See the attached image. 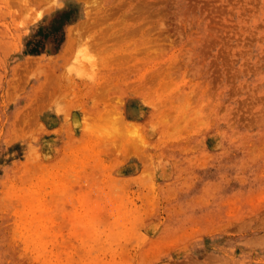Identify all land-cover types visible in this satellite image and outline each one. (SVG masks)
Wrapping results in <instances>:
<instances>
[{"label": "rangeland", "instance_id": "obj_1", "mask_svg": "<svg viewBox=\"0 0 264 264\" xmlns=\"http://www.w3.org/2000/svg\"><path fill=\"white\" fill-rule=\"evenodd\" d=\"M115 49L110 113L70 128ZM41 61L66 88L32 112ZM0 264H264V0H0Z\"/></svg>", "mask_w": 264, "mask_h": 264}, {"label": "bare ground", "instance_id": "obj_2", "mask_svg": "<svg viewBox=\"0 0 264 264\" xmlns=\"http://www.w3.org/2000/svg\"><path fill=\"white\" fill-rule=\"evenodd\" d=\"M43 1V0H42ZM93 2V1H92ZM105 2V1H104ZM29 3V2H28ZM12 4H13V2H12ZM27 4V3H26ZM99 6H100V4H99ZM102 6V5H101ZM100 11V10H99ZM103 12V11H102ZM101 12V13H102ZM97 16V15H96ZM99 17V16H98ZM103 18V17H102ZM123 18V17H122ZM131 18V17H130ZM129 18V19H130ZM85 20H86V18H84ZM105 19V18H104ZM103 19V20H104ZM125 19V18H124ZM125 20H127V19H125ZM86 22H89L88 20L86 21ZM120 22V21H119ZM115 23V24H119L120 25V23H121V26H122V24H124V23H126V22H124V20H123V22L124 23H122V22H120V23ZM101 23V22H100ZM99 24V23H98ZM126 25V24H125ZM124 25V26H125ZM88 26V25H87ZM91 26V25H90ZM89 26V27H90ZM121 26H118V27H121ZM81 27V26H80ZM118 27H117V29H116V26H115V29L117 30L116 32L118 33V31H119V29H118ZM112 28V27H111ZM128 28V27H127ZM138 28H140V27H138ZM76 29V28H75ZM79 29H81V28H79ZM115 29L113 30V31H115ZM121 29H122V27L120 28V31H121ZM123 29H124V27H123ZM73 30V29H72ZM129 30V29H128ZM127 30V31H128ZM131 30H133V28L131 29ZM139 30V29H138ZM141 30V29H140ZM70 31V30H69ZM81 31V30H80ZM130 31V30H129ZM128 31V32H129ZM135 31V30H134ZM82 32V31H81ZM116 32H114V33H116ZM126 32V31H125ZM137 32V31H136ZM131 33V32H130ZM99 34V33H98ZM97 34V35H98ZM101 34L102 33H100V36H101ZM126 34H127V32H126ZM126 34H124V35H126ZM132 35L134 34V33H131ZM75 35H76V31H70L69 32V40H68V44L69 45H67L68 47H67V49L68 50H71L72 51V48H73V45H74V42H75V40H76V37H75ZM96 35V34H95ZM104 35H106V34H104ZM103 34H102V36H104ZM112 36H113V33L111 34ZM120 35H122V34H120ZM130 35V34H129ZM131 35V36H132ZM77 36H78V34H77ZM101 36V37H102ZM107 36H108V34H107ZM114 36H115V34H114ZM117 36V35H116ZM115 36V37H116ZM118 36H119V33H118ZM117 36V37H118ZM131 36L129 37H126V38H130V39H132L131 38ZM134 36V35H133ZM132 36V37H133ZM97 37V36H96ZM104 37H106V36H104ZM125 36H123V38H124ZM87 38V37H86ZM100 38V37H99ZM112 37H110V39H111ZM121 38L122 37H120V41H118V39L119 38H114L115 39V41H118L119 43L120 42H122L123 43V40L125 39H123L122 38V41H121ZM78 39V38H77ZM104 39H106V38H104ZM109 39V40H110ZM109 40H105V41H109ZM127 40V39H126ZM134 40V39H133ZM133 40H131L132 41V43L134 42ZM104 40H103V38H101L100 40H99V42H97L95 39H92V41H90V44H92V45H101L102 44V42H103ZM129 41V40H128ZM131 41H130V43H131ZM89 42V41H88ZM110 43H112V42H110ZM135 43V42H134ZM76 44V43H75ZM89 44V45H90ZM115 44H117L116 42H115ZM125 44H126V42H125ZM118 45H120V44H118ZM127 45V44H126ZM136 45V44H135ZM72 46V47H71ZM85 46V45H84ZM97 46H95V47H97ZM115 46V45H114ZM113 46V48H115ZM130 46V45H129ZM128 46V47H129ZM103 47V46H102ZM105 47V46H104ZM117 47V46H116ZM127 47V48H128ZM98 48V47H97ZM100 48V47H99ZM117 48H120V47H117ZM105 49H106V47H105ZM112 49V48H111ZM125 49V48H124ZM135 49V48H134ZM136 49H138V48H136ZM107 50V49H106ZM112 50H114V49H112ZM116 51L113 53H110V54H108L107 56H105V57H103L102 58V60H101V63L99 64L100 65V67H99V70L101 71H99L98 73H97V75L94 77V78H92V80L91 81H89V83L88 84H86L85 86L87 87V90H84V92H85V94H87L86 96L87 97H89V99L88 100H85V101H82V99H80V100H77V98H78V96L76 97V103L78 102L79 104V106H76L75 108H74V106H73V111L75 110V112L76 113H78V114H80L79 116H81L80 118H82V119H80V122L79 123H74V122H72V126H70V128H75V126L76 127H82V128H84V130H86V129H94L93 127L94 126H96L97 125V123H99V122H101V120L99 119L100 118V116L101 115H106V117H103V119H105V118H107V115L110 113V109H112V108H110L109 106H110V100H111V97L112 96H114V95H116L119 91L117 90V89H119V88H122L123 87V85H124V82H125V78H126V74H122V73H124L123 71L126 69V68H128V67H125V69H124V64H123V60H122V58L124 57V56H122V53L120 52V50L119 51H117V49H115ZM127 50V49H126ZM132 50V49H131ZM124 51V50H123ZM68 52V51H67ZM106 52V51H105ZM126 52H128V51H126ZM132 52V51H131ZM136 52V51H135ZM138 52V51H137ZM100 53H102V52H100ZM124 53V52H123ZM69 54V53H68ZM127 54V53H126ZM133 54V53H132ZM124 55V54H123ZM126 56V55H125ZM134 56H136V54L134 55ZM130 58V55H127L126 57H124V60L125 61H128V58ZM125 58H127V59H125ZM132 58V57H131ZM130 58V59H131ZM134 58H136V57H134ZM134 58H132V59H134ZM52 59V58H51ZM129 59V60H130ZM148 60V59H147ZM131 61V60H130ZM29 62H33L32 60L31 61H29ZM28 62V63H29ZM145 62V61H144ZM39 63H41V65L39 66V69H41V71L42 72H44V76H47V81H46V84H45V87H44V89L41 91V93L39 92V96L41 97V100H40V97L38 96L37 97V100H38V98H39V102L37 101V103L39 104H35L36 106H30L31 108H30V110H32V107H33V110H32V112L34 111L35 112V108L34 107H36L38 110H40V109H42L44 106H45V104H44V102L47 100V97L48 98H51V96H53V94L56 92V90L58 89V88H66L65 87V84H64V82L63 83H61V74L59 75V74H56L55 73V71H53L52 69H50L51 71H48L47 69L45 70L44 68H47V67H42L43 66V61H41V62H39ZM125 63V62H124ZM127 63V62H126ZM129 63V62H128ZM146 63V62H145ZM144 63V64H145ZM30 64V63H29ZM143 64V65H144ZM130 66V65H129ZM136 67V66H135ZM38 68V67H37ZM39 69H37L38 70V72L40 71ZM133 70V69H132ZM95 71H97L96 69H95ZM134 72V71H133ZM34 74V73H33ZM146 75V74H145ZM161 75V74H160ZM148 76V77H147ZM147 78H148V82H154V80H156V77H158L159 76V72L158 73H156V74H154V76L153 75H148L147 74ZM145 77V76H144ZM50 78H51V80L52 81H54L55 80V83L53 84L54 85V87L52 88L51 87V85H49V83L47 84V82H51V80H50ZM146 78V79H147ZM67 79V78H66ZM149 79H151V81H149ZM128 83V82H127ZM133 83V82H132ZM149 84V83H148ZM125 86V85H124ZM127 86V85H126ZM137 86V85H136ZM128 87V86H127ZM116 88V91H114V89ZM70 89H73V90H76L77 89V86L75 85V86H73V85H70ZM84 89V88H83ZM160 89V88H159ZM60 90V89H59ZM137 90V89H136ZM61 91V90H60ZM59 91V92H60ZM69 91H71L72 92V90H69ZM83 91V90H82ZM154 91V90H153ZM75 92V91H74ZM156 92V91H155ZM76 93V92H75ZM133 93V92H132ZM38 94V93H37ZM84 94V95H85ZM48 95V96H47ZM74 96H75V94H74ZM81 96V95H80ZM56 97V96H55ZM46 99V100H45ZM52 99H55V98H52ZM75 100V99H74ZM165 100V99H164ZM163 100V101H164ZM36 100H34L33 102H35ZM56 101V99L54 100V102ZM60 101V100H59ZM41 102H43V104L42 105H40L41 104ZM54 102H52L51 101V103H54ZM58 102V101H57ZM74 102V101H73ZM160 102V101H159ZM89 103V105H85V104H88ZM186 103V102H185ZM32 105V104H31ZM71 105H73L72 103H71ZM74 105H75V103H74ZM157 106V105H156ZM112 107V106H111ZM165 108V107H164ZM72 109H70V110H72ZM114 113V112H113ZM168 113V112H167ZM180 114V113H179ZM20 117V116H19ZM109 118V117H108ZM23 119V118H22ZM26 119V118H25ZM24 119V120H25ZM18 120H19V118H18ZM18 120H17V122H18ZM27 120V119H26ZM81 120H82V124H80L81 123ZM123 121H124V119H122ZM104 121V120H103ZM102 121V122H103ZM114 121V120H113ZM119 121H120V119H119ZM16 122V123H17ZM21 123H24L23 121H20ZM77 122V121H76ZM123 123V122H122ZM125 123H127V122H125ZM125 123H123L122 125H126ZM170 123V122H169ZM27 123H25V125H26ZM121 124V123H120ZM102 125V124H101ZM98 127V126H97ZM90 129V130H91ZM97 129H99V128H97ZM71 130V129H70ZM89 130V131H90ZM105 131H101V129H99V130H97L96 132H94L95 133V135H93V137H90L89 138V140L87 141V139L83 142V144H85L86 145V148L90 151V153L92 154V153H94L95 154V158L96 157H98V155L99 154H104L105 153V149H107V148H109V147H102L101 148V145H99V142H98V140L100 139V137H101V135H102V133H104ZM93 134V133H92ZM69 135V134H68ZM73 137V136H72ZM91 139L94 141V145L93 144H91L90 143V141H91ZM132 139V138H131ZM136 139V138H135ZM126 141V140H125ZM125 141H122V143L120 142V144H122L123 146H124V148H129V145H127V144H129V143H131V141L129 140V141H127L128 143L126 144L125 143ZM134 141V140H133ZM138 141V140H137ZM141 141V140H140ZM103 142V141H102ZM124 142V143H123ZM106 143V142H105ZM105 143H103L104 144V146H105ZM111 143V142H110ZM134 143V142H133ZM143 143V142H142ZM109 144V143H108ZM135 144V143H134ZM138 144V143H137ZM107 145V144H106ZM136 145V144H135ZM139 145V144H138ZM112 146V145H111ZM121 146V145H120ZM128 146V147H127ZM112 148V147H111ZM121 148V147H120ZM131 148H132V146H131ZM142 147H140V149H141ZM128 150H130V149H128ZM132 150H134V147L132 148ZM144 150V149H143ZM142 151V150H141ZM116 152L117 151H115V152H111V155H115L116 154ZM109 156H110V154H109ZM122 156V155H121ZM101 157H98V159H100ZM97 159V158H96ZM84 178V177H83ZM73 179V178H72ZM87 181V180H86ZM70 185V184H69ZM80 185V184H79ZM86 185V184H85ZM79 187H81V185L79 186ZM101 188V187H100ZM85 189V188H84ZM76 197V196H75ZM79 198V197H78ZM83 198V197H82ZM61 200V199H60ZM80 200V199H79ZM81 201V200H80ZM84 202V201H83ZM98 203V202H97ZM96 203V204H97ZM81 204V203H80ZM83 204V203H82ZM117 205V204H116ZM99 208V207H98ZM101 209V208H100ZM99 212V211H98ZM80 215H81V212H80Z\"/></svg>", "mask_w": 264, "mask_h": 264}]
</instances>
